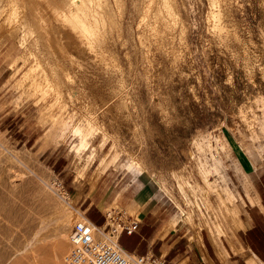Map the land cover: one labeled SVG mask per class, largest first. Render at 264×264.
Wrapping results in <instances>:
<instances>
[{"label":"rangeland","instance_id":"374dc122","mask_svg":"<svg viewBox=\"0 0 264 264\" xmlns=\"http://www.w3.org/2000/svg\"><path fill=\"white\" fill-rule=\"evenodd\" d=\"M261 182L264 0H0V264H66L137 195L231 240Z\"/></svg>","mask_w":264,"mask_h":264},{"label":"crops","instance_id":"0c3cea01","mask_svg":"<svg viewBox=\"0 0 264 264\" xmlns=\"http://www.w3.org/2000/svg\"><path fill=\"white\" fill-rule=\"evenodd\" d=\"M253 168L243 166L245 173ZM261 183L256 186L263 193ZM255 201L257 204H246L241 211L240 228L233 239L218 242L202 231L191 235L154 220L152 198L137 195L122 204L121 210L139 221L140 228L132 235H122L119 243L127 253L160 257L167 264H264V193ZM92 208L94 203L90 202L87 210Z\"/></svg>","mask_w":264,"mask_h":264},{"label":"built area","instance_id":"2783aa9c","mask_svg":"<svg viewBox=\"0 0 264 264\" xmlns=\"http://www.w3.org/2000/svg\"><path fill=\"white\" fill-rule=\"evenodd\" d=\"M60 196L70 200L62 184ZM140 228V222L123 211H109L106 223L98 228L88 218L78 221L70 235V249L65 256L66 264H167L156 256L127 253L120 245L122 235H132ZM98 233L101 237L98 236Z\"/></svg>","mask_w":264,"mask_h":264},{"label":"bare ground","instance_id":"6f19581e","mask_svg":"<svg viewBox=\"0 0 264 264\" xmlns=\"http://www.w3.org/2000/svg\"><path fill=\"white\" fill-rule=\"evenodd\" d=\"M36 14H37V19L34 17V15H32L34 18H35V23H36V25H37V27L38 28H43V27H41L42 26V24H51V22H50V20H48V18L46 17V15L44 14V11H43V9H42V4H41V2H37L36 3ZM35 10V9H34ZM62 19V18H61ZM55 22V21H54ZM60 22H62L61 20H60ZM59 22V23H60ZM64 24V23H63ZM60 25V24H59ZM46 26V25H45ZM57 26H58V24H57ZM62 26V25H61ZM56 28V27H55ZM54 27H53V29H51L52 31H53V33H54V37L56 38V41L58 40V42H62L63 44L66 42V41H68L67 39H66V36H67V34H63L62 32H61V30H57V29H55ZM65 28V27H64ZM63 28V29H64ZM62 29V28H61ZM47 30V29H46ZM41 31H42V29H41ZM68 31V29L66 30V32ZM44 32V31H43ZM65 33V32H64ZM41 35H42V33H41ZM42 36H44V34L42 35ZM46 36V35H45ZM68 36H70V35H68ZM70 37H72V36H70ZM69 39V38H68ZM72 39V38H71ZM51 40H53V39H51ZM59 40H61V41H59ZM55 41V40H54ZM71 41V40H70ZM52 44H54V43H56V42H51ZM77 43V42H76ZM51 44V45H52ZM62 45V44H61ZM67 45V44H66ZM76 45V44H75ZM74 45V46H75ZM54 48V47H53ZM66 48V47H65ZM68 50H69V48H68ZM57 64V63H56ZM59 66H60V64H59ZM58 255V254H57Z\"/></svg>","mask_w":264,"mask_h":264}]
</instances>
